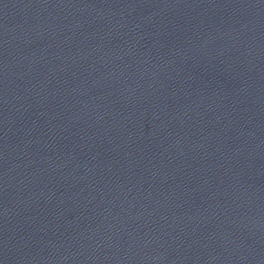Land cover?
Masks as SVG:
<instances>
[{"label": "water", "instance_id": "water-1", "mask_svg": "<svg viewBox=\"0 0 264 264\" xmlns=\"http://www.w3.org/2000/svg\"><path fill=\"white\" fill-rule=\"evenodd\" d=\"M0 264H264V0H0Z\"/></svg>", "mask_w": 264, "mask_h": 264}]
</instances>
